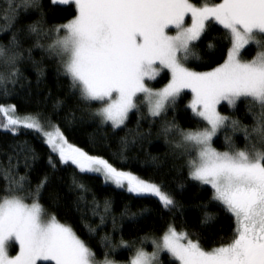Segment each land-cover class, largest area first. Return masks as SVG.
Wrapping results in <instances>:
<instances>
[{
	"label": "snow or ice",
	"instance_id": "6c2138e0",
	"mask_svg": "<svg viewBox=\"0 0 264 264\" xmlns=\"http://www.w3.org/2000/svg\"><path fill=\"white\" fill-rule=\"evenodd\" d=\"M52 3L72 4L76 14L67 23L54 26L55 39L47 51L59 58L62 74L69 78L80 99L89 106L99 105L92 115L99 118L101 125L110 123L113 130L121 128L131 112H140L142 104L149 116L161 117L168 108L175 107L182 93L192 94L188 107L202 125L181 129L174 123H165L161 133L167 140L175 129L178 139L172 141V147L187 157L189 179L210 186L212 199L231 214L235 226L227 242L211 249H205L199 240L172 224L159 237L141 239V245L150 241L151 252L122 238L114 244L105 235L99 240L103 259L98 260L93 248L71 225L60 222L40 203L47 177L32 189L26 176H12L5 170L7 183L0 193V264H119L110 258V253L119 249H134L127 264H161L162 253L168 254L172 264H264V0ZM39 6V0H8L4 20L10 27L21 9ZM210 21L224 30L229 44L226 58L210 71H194L187 65L193 55V42L200 40ZM28 30L38 37L43 34L39 23L29 25ZM248 45L257 49L251 60L241 56ZM36 46L43 47L39 39ZM18 48L15 35L9 47L0 45V63L8 70L7 75L0 72V87H4L5 95L6 84H14L19 74L17 65L22 53ZM165 71L168 83L161 88L151 87L150 82ZM240 102L253 115L250 131L239 120L218 110L222 103L234 109ZM253 108L258 111L253 112ZM0 113L6 117V130L15 134L23 128L41 134L62 163H71L80 172L101 173L106 182L126 187L137 196L156 197L168 211L177 207L173 196L160 185L89 155L70 144L58 126L49 122L45 127L38 115H16L14 106H0ZM225 128L232 133L242 131L245 147L236 148L227 134L224 140L228 150L213 147V138ZM127 142L123 141L125 145ZM78 187L84 189L82 184ZM109 208L106 201L104 211ZM211 219L205 213L201 223ZM100 220L102 224L104 217ZM87 227L90 237L94 236L95 228ZM13 247L14 255L10 253Z\"/></svg>",
	"mask_w": 264,
	"mask_h": 264
},
{
	"label": "trees",
	"instance_id": "16d2710c",
	"mask_svg": "<svg viewBox=\"0 0 264 264\" xmlns=\"http://www.w3.org/2000/svg\"><path fill=\"white\" fill-rule=\"evenodd\" d=\"M7 2L0 0V45L9 47L15 35L22 59L18 61L16 82L6 84L7 95L4 87H0V106L14 105L18 115H38L39 119L53 123L62 130L69 143L89 155L101 157L118 170L160 185L173 196L177 207L168 211L155 197L135 196L105 183L99 175L83 173L71 164L62 163L40 134L23 128L15 134L0 128V193L7 183L5 170L12 176H26L32 189L47 177L40 203L60 222L71 225L93 248L98 260L103 259V249L99 245L101 237L109 236L114 244H119L122 238L130 245L135 242V246H143V237H159L169 224L178 231H187L205 249L227 242L235 226L231 214L212 199L210 187L189 179L187 157L179 155V150L172 147V141L178 139L175 129L167 140L161 133L165 123H174L181 129H195L202 125L188 107L191 94L182 93L175 107L168 108L161 117L149 116L142 104L140 112H131L121 128L113 130L110 123L101 125L99 118L92 115L99 105L93 103L89 106L80 99L79 93L72 90L69 78L62 74L60 61L47 51V46L55 39L52 29L74 18V5L61 6L53 4L52 0H39L38 8L21 9L8 27L4 20ZM192 2L202 3L204 0ZM207 2L218 3L220 0ZM37 23L43 33L39 37L28 30L29 25ZM37 39L43 47L36 46ZM228 47L222 26L210 21L200 40L193 43V55L187 65L194 71H210L223 63ZM256 51L255 46L250 45L241 56L251 60ZM7 71L0 63V72L7 75ZM168 80V74L163 73L150 86L161 88ZM219 111L251 130L253 115L243 102L234 109L222 104ZM256 111L253 108V112ZM3 118L0 114V124H4ZM226 134L236 148L245 147L242 131L232 133L230 128H225L212 142L218 151L228 150L224 140ZM125 139L128 141L126 145L123 143ZM80 184L84 189L78 187ZM106 201L110 205L108 212L104 211ZM205 213L213 219L202 224ZM101 216L104 217L102 224ZM88 225L95 228L94 236L90 237ZM131 251L134 249H119L110 253V258L120 263L128 262ZM161 264H172L168 254H163Z\"/></svg>",
	"mask_w": 264,
	"mask_h": 264
},
{
	"label": "rangeland",
	"instance_id": "374dc122",
	"mask_svg": "<svg viewBox=\"0 0 264 264\" xmlns=\"http://www.w3.org/2000/svg\"><path fill=\"white\" fill-rule=\"evenodd\" d=\"M58 5H60V4H58ZM68 5H72V4H68ZM68 5H61V6H68ZM197 42V41H196ZM194 43V42H193ZM250 45H248V46H246L242 51H241V54L245 51V49H247L248 47H249ZM58 60H59V58L58 57H56ZM60 61V60H59ZM163 73H166V71L165 72H162L161 73V75L159 76V77H157V80H159L160 78H161V76L163 75ZM156 80V81H157ZM156 81H153V82H156ZM153 82H150V83H153ZM185 92H188V91H185ZM190 93V92H189ZM191 94V93H190ZM192 94H191V99H190V102H191V100H192ZM190 102H189V104H190ZM188 104V105H189ZM222 104H225V103H222ZM221 104V105H222ZM220 105V106H221ZM8 106H14V105H8ZM219 106V107H220ZM5 107H7V106H5ZM219 110V109H218ZM4 118H3V120H4V124H6V117L4 116V114L3 113H0ZM14 114H16V115H18L17 114V112H16V108H15V113ZM199 120H200V118L199 117H197ZM41 120V119H40ZM43 123H44V125H45V127H48V123H47V121H44V120H41ZM4 124H0V128L2 129V130H4V131H8V130H6L4 127H3V125ZM53 124V123H52ZM54 125V124H53ZM33 131V130H32ZM9 132H11V131H9ZM41 135V134H40ZM217 135H218V133H217ZM216 135V136H217ZM42 136V135H41ZM216 136L213 138V140L216 138ZM43 137V136H42ZM213 142V141H212ZM47 144V143H46ZM71 144V143H70ZM48 145V144H47ZM49 146V145H48ZM54 153V152H53ZM56 155H58L57 153H55ZM69 164H71V163H69ZM72 165V164H71ZM73 166H75V165H73ZM76 167V166H75ZM83 173H87V174H91V175H99V176H101L102 178H103V180H104V182L105 183H107V184H110V185H112V186H114V187H116V188H118V189H121V190H125V191H127L126 190V187H124V188H120V187H117L115 184H113L111 181H108V182H106L105 181V179H104V176L101 174V173H98V172H83ZM140 178V177H139ZM205 186H208V185H205ZM208 187H210V186H208ZM128 192V191H127ZM130 193V192H129ZM131 194H133V195H135V196H137L135 193H131ZM156 198V197H155ZM143 246L142 247H144V249L146 250V251H148V252H151L152 250H153V248H152V244L150 243V241H148V242H145V243H143L142 244ZM15 251H16V249H15V247H13L12 249H10V253L11 254H15ZM163 254H167V253H162L161 255H160V261H161V259H162V256H163ZM119 264H127V262H124V263H120L119 262Z\"/></svg>",
	"mask_w": 264,
	"mask_h": 264
}]
</instances>
